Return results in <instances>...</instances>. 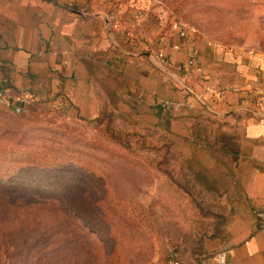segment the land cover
<instances>
[{"label":"crops","instance_id":"0c3cea01","mask_svg":"<svg viewBox=\"0 0 264 264\" xmlns=\"http://www.w3.org/2000/svg\"><path fill=\"white\" fill-rule=\"evenodd\" d=\"M137 2L0 0V85L72 118L105 109L165 137L230 216L185 264H221L223 252L225 264H264V56L184 39L176 20Z\"/></svg>","mask_w":264,"mask_h":264},{"label":"rangeland","instance_id":"374dc122","mask_svg":"<svg viewBox=\"0 0 264 264\" xmlns=\"http://www.w3.org/2000/svg\"><path fill=\"white\" fill-rule=\"evenodd\" d=\"M145 1L192 34L264 56V0ZM173 156L119 119L0 106V264H169L197 249L215 206Z\"/></svg>","mask_w":264,"mask_h":264},{"label":"trees","instance_id":"16d2710c","mask_svg":"<svg viewBox=\"0 0 264 264\" xmlns=\"http://www.w3.org/2000/svg\"><path fill=\"white\" fill-rule=\"evenodd\" d=\"M137 1H138L137 3H138V8L139 9H142V10H146L147 9L145 7V5H147L145 0H137ZM116 8L118 10V12H116V14L119 16V14L121 13V8L119 7V3H116ZM119 18H121V17L119 16ZM3 91L5 92L3 87H1V85H0V92H3ZM36 104L37 103H35L32 106H38ZM38 107H40V106H38ZM7 111H10V110H7ZM16 115L24 116V114H16ZM113 119L114 120L115 119L118 120L119 117H117L113 112L104 109L102 111V113L100 114V116L97 119H95L94 121L102 122V121H110V120H113ZM122 122H124V121H122ZM138 129H140L142 131H145V132H150L151 131L153 133H156L157 136L162 140V142H163L165 148L168 150V152L172 153L174 155L173 157H176L177 160H179L181 162V166H182V168H184L183 171H185L186 173L190 174L192 184L194 186H196L199 189V191L204 194V196H203L204 200L210 202L213 207L215 206V208L213 210L212 217L214 219H217V221H216V223L214 225L213 232L209 233L208 235L206 234L204 237H201L200 239H198V247H197V249L189 251L188 253H185V252L175 253L174 256L172 257V259H175L178 262V264H185L187 259H196L201 254V252L203 250V245L206 242V240L219 238V237H222L224 235L226 227H227V225H228V223L230 221V216H229V213H228V209L221 202L220 198H218L216 196H213L212 194L206 192L204 189L199 187V185L195 181L194 177L192 176L190 170L185 166V164L183 163L181 158L173 151L171 145L169 144V141L165 137H162L157 132H154L152 130H147V129H142V128H138Z\"/></svg>","mask_w":264,"mask_h":264},{"label":"built area","instance_id":"2783aa9c","mask_svg":"<svg viewBox=\"0 0 264 264\" xmlns=\"http://www.w3.org/2000/svg\"><path fill=\"white\" fill-rule=\"evenodd\" d=\"M111 20L114 23V27L118 29L120 26L119 22L121 21L119 16L116 14V12L112 13ZM180 35L182 38L185 39L187 36V31L183 28ZM161 62L168 67L170 66L169 61L165 58H162ZM195 62L196 59H191V61L188 64L189 65L188 68L193 66ZM35 103H37L36 98L29 92H21L18 94H13L6 91L0 92V106L6 110H10L14 112L15 114L28 113L29 107L34 105ZM173 104H174L173 102L168 101V102H164L162 106L169 107L172 106ZM257 216L259 220L262 222V224H264V207L258 210ZM218 259L221 264H225L227 259V253L223 252L218 254ZM169 264H178V262L175 259H171Z\"/></svg>","mask_w":264,"mask_h":264}]
</instances>
